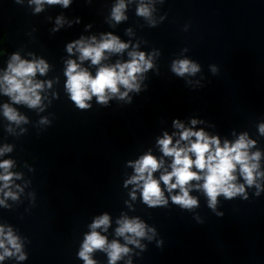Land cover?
I'll list each match as a JSON object with an SVG mask.
<instances>
[{"label": "clouds", "instance_id": "clouds-1", "mask_svg": "<svg viewBox=\"0 0 264 264\" xmlns=\"http://www.w3.org/2000/svg\"><path fill=\"white\" fill-rule=\"evenodd\" d=\"M30 2L37 6L36 11L39 12L44 3L62 4L67 7L70 0H30ZM125 7L123 0H120L113 8L112 17L116 22L126 19L123 15ZM137 14L149 17L151 11L148 6L141 4L137 9ZM60 22L58 19L57 23L59 24ZM127 47L128 45L122 43L118 37L108 34L100 42H96L95 37H92L91 41L88 42L83 39L75 41L67 46V51L71 53L73 48H76L80 53L79 59L81 61L90 59L93 65H99L104 59L106 51L120 53ZM129 56L131 60L128 62L100 67L94 77L87 69L81 68L75 61H67L65 70L67 82L65 86L75 105L80 109H86L90 106L87 101H90L93 96H96L100 103H106L109 99V94H120V97L123 98L127 96V92L120 93L119 86L121 85L127 90H138L139 86L136 83L137 74L150 69L152 63L143 52L133 51L129 53ZM47 69L48 65L43 60L29 62L21 60L19 55H13L5 74L0 77V89L14 103H25L29 107L35 108L41 102L38 90L43 88V84L34 81L33 77L37 72L43 75ZM172 70L177 75L183 76L186 73L195 74L199 71V66L185 59L174 61ZM50 86L51 84L49 83ZM3 110L5 117L9 121L17 124L22 121L26 122L25 118L20 116L8 104L3 106ZM196 123L197 121H192V124ZM174 124L179 129L184 128L179 121H175ZM260 131L264 133V124L260 126ZM193 137H195L194 140L191 139ZM180 140L188 141V144L182 147L178 140L173 145L172 138L167 134L158 141L163 154L173 158L171 171H165L159 177V180L154 178L153 173L163 166V160H158L149 153L142 156L135 163L136 175L128 183L137 184L138 187L142 188L143 201L149 207L167 203L164 192L160 187L161 181L169 193L173 189H179V194L171 197L173 203L180 205L182 208L191 209L198 206V201L189 195L190 182L203 180V184L197 185V187L204 190L209 200V207L214 209L218 196L223 195L225 198L231 199L238 194L245 193L244 185L236 183L237 167L248 186L256 184L257 177L264 176V173L258 171L260 153L256 152L249 155L248 149L253 146L254 142L248 140L245 135H241L233 144L225 141L223 146H221L217 137H209L202 130L192 131L191 129H185L180 133ZM10 150V148L6 147L0 150V154ZM11 166V161L0 162V168L4 170V174L0 175V181L4 182V188L9 187L14 175L9 172ZM193 168L196 171H193ZM256 186L259 187V185ZM0 191H3V189H0ZM4 195L13 199L17 198L11 191L5 192ZM3 203L4 200H0V204ZM109 222V217L103 215L91 225L93 231L86 235L79 253L85 264H95L90 254L96 249L107 251L109 264H115L122 254L128 253L129 249L126 246H122L116 241L108 243L106 237L95 231L101 226L106 230ZM119 224L120 227L116 230L117 235L124 236L128 243H138L133 237H144L146 234L145 225L138 220L123 219L119 221ZM126 233L132 235H125ZM6 245L10 246V248ZM0 249H3V253L0 254V261L16 253H20L18 259H25L21 252L18 237L13 234L11 229L5 232V229L0 227Z\"/></svg>", "mask_w": 264, "mask_h": 264}]
</instances>
